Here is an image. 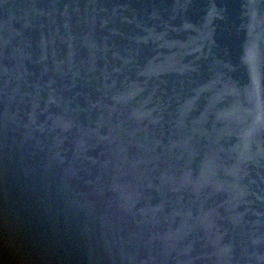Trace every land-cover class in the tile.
Segmentation results:
<instances>
[{"label": "water", "instance_id": "water-1", "mask_svg": "<svg viewBox=\"0 0 264 264\" xmlns=\"http://www.w3.org/2000/svg\"><path fill=\"white\" fill-rule=\"evenodd\" d=\"M3 264H264V0H0Z\"/></svg>", "mask_w": 264, "mask_h": 264}]
</instances>
